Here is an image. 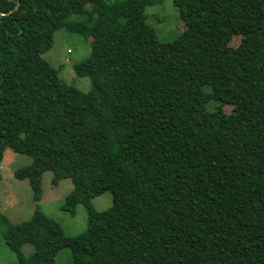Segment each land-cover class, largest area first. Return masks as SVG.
<instances>
[{
	"label": "trees",
	"instance_id": "obj_1",
	"mask_svg": "<svg viewBox=\"0 0 264 264\" xmlns=\"http://www.w3.org/2000/svg\"><path fill=\"white\" fill-rule=\"evenodd\" d=\"M172 1L184 27L161 41L152 0H0V162L28 155L36 203L50 170L73 184L61 208L87 209L75 244L37 206L9 224L17 264H264V0ZM60 28L91 38L85 93L42 57Z\"/></svg>",
	"mask_w": 264,
	"mask_h": 264
},
{
	"label": "rangeland",
	"instance_id": "obj_2",
	"mask_svg": "<svg viewBox=\"0 0 264 264\" xmlns=\"http://www.w3.org/2000/svg\"><path fill=\"white\" fill-rule=\"evenodd\" d=\"M108 2L116 0H106ZM145 21L154 30L161 41L171 40L183 29L178 8L172 0H152L144 9ZM71 19L82 18L84 15H71ZM91 38L83 37L78 32L60 28L53 33L52 46L42 53V57L53 67L59 69V83L74 94H82L90 90L91 80L88 76L78 75L74 64L82 61L90 53ZM239 37L234 35L230 44L235 46ZM232 102L223 105L225 112L241 99L237 92L231 93ZM31 158L7 147L3 151L0 162V264H17V257L10 250L4 240V230L9 224L28 219L36 206L60 227L71 244L78 243L85 233L87 226V209L78 203L73 212L61 208L66 195L73 184L70 178H61L56 184L52 183L53 172L44 171L40 176V199L36 203L33 191L27 178H17L15 171L29 164ZM91 206L102 211L112 205V195L109 190L94 196L90 200ZM25 255L33 251L31 244L22 246ZM57 264H73L71 252L68 248L60 249L55 257Z\"/></svg>",
	"mask_w": 264,
	"mask_h": 264
},
{
	"label": "water",
	"instance_id": "obj_3",
	"mask_svg": "<svg viewBox=\"0 0 264 264\" xmlns=\"http://www.w3.org/2000/svg\"><path fill=\"white\" fill-rule=\"evenodd\" d=\"M17 6H18V4L14 7V9H16L17 8ZM7 13H9V12H5V11H0V17H1V15H5V14H7Z\"/></svg>",
	"mask_w": 264,
	"mask_h": 264
}]
</instances>
